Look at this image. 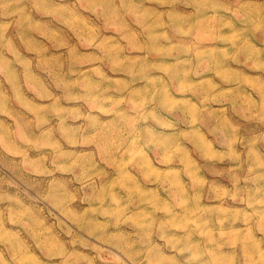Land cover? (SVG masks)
Listing matches in <instances>:
<instances>
[{
	"label": "rangeland",
	"instance_id": "374dc122",
	"mask_svg": "<svg viewBox=\"0 0 264 264\" xmlns=\"http://www.w3.org/2000/svg\"><path fill=\"white\" fill-rule=\"evenodd\" d=\"M0 264H264V0H0Z\"/></svg>",
	"mask_w": 264,
	"mask_h": 264
}]
</instances>
